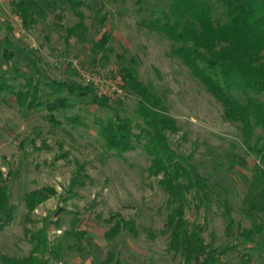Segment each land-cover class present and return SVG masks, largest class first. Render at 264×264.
<instances>
[{"label":"rangeland","instance_id":"1","mask_svg":"<svg viewBox=\"0 0 264 264\" xmlns=\"http://www.w3.org/2000/svg\"><path fill=\"white\" fill-rule=\"evenodd\" d=\"M84 2L86 6L79 12L84 14L88 41L97 42L105 32L111 34L107 62L101 61V56H92L90 44L67 37L66 30L79 22L75 13L51 15L26 30L14 13L12 0H0V42L22 56L4 68L15 75L17 66L28 77L37 70L45 75L44 81H73L91 86L97 94V80L122 77L116 57L125 54L133 58L140 80L155 91L177 124L178 132L169 135L171 145L198 167L213 183L214 193L219 194L218 204L212 205L206 218L203 212L190 210L187 219L206 224L203 240L219 250L222 263L264 264V215L263 231L256 244H245L226 233L225 199L233 207L236 224L242 228L252 226L242 213V201L255 167L261 165L245 143L240 123L227 118L224 106L179 60L169 55L170 42L142 22L143 18L150 19L146 0L141 4L137 0ZM114 103L129 117L137 109L135 98L127 90L125 96L109 105L115 106ZM81 108L69 115H80L86 127L73 128L63 117L59 118L61 125L56 126L47 122L43 113L23 119L12 97H0V171L8 178L12 202L17 206L15 222L0 232V255L29 253L22 195L51 186L57 194L35 210L34 226L28 227L40 228L46 220L51 241L64 230L86 232L80 243L85 248L83 252L77 250L78 244L52 264H178L167 252V238L159 234L166 216V197L149 174L150 159L139 149L123 159L105 151L94 121L105 118L108 112L93 104ZM257 137L264 142V131L256 130L249 142L251 146ZM81 166L84 168L80 180L84 185L70 190ZM112 214L135 222L139 235L132 238L122 233L107 242V226L102 220ZM55 222L61 231L55 230ZM110 255L114 261H110Z\"/></svg>","mask_w":264,"mask_h":264},{"label":"trees","instance_id":"2","mask_svg":"<svg viewBox=\"0 0 264 264\" xmlns=\"http://www.w3.org/2000/svg\"><path fill=\"white\" fill-rule=\"evenodd\" d=\"M137 3L141 4L142 0ZM11 4L26 30L51 15L64 11L75 13L79 22L66 30L67 37L90 44V53L95 59L101 56V61H108L111 34L105 32L97 42L88 41L84 14L79 12L86 6L84 0H12ZM146 4L150 19L143 18L142 22H147L150 30L170 42L169 55L179 60L224 106L227 118L240 123L245 143L259 158L261 165L255 167L242 201V213L252 226L237 225L233 207L227 199L223 201L227 235L245 244H256L263 231L264 142L261 137H257L252 146L249 142L256 130L264 131V0H146ZM103 21L104 18H100L102 24ZM21 58L0 42V97H12L23 119L43 113L46 121L56 126L61 125L59 118L63 117L73 128L86 127L80 115H69L82 110V105L93 104L107 111L105 118L94 121L98 140L105 151L123 159L127 153L139 149L150 159L149 174L157 180L166 197V216L159 234L168 240L167 252L178 264H224L219 250L203 240L206 224L187 219L190 210L196 214L203 212L206 218L212 205L218 204L219 194L214 193L213 183L198 167L171 145L169 135L178 132L177 124L155 91L140 80L135 60L125 54L116 57L125 90L137 103L135 113L129 117L116 103L111 106L108 99L100 98L91 86L73 81H44L45 75L37 70L31 71L28 77L17 66L13 75L9 68H4ZM83 168L81 166L72 179L70 190L84 185L80 180ZM56 194L55 188L43 186L22 195L27 211L25 233L31 249L25 256L0 255V264H52L62 258L61 254L72 252L80 245L85 231L64 230L51 241L46 220L40 228L28 227L34 226L35 210ZM16 215L17 206L12 202L8 178L0 171V232L15 222ZM102 222L107 226L104 233L107 242L122 233L132 238L139 235L138 225L119 214H112ZM54 226L61 231L57 222ZM77 250L83 252L85 248L80 245ZM110 261H114L113 255Z\"/></svg>","mask_w":264,"mask_h":264},{"label":"built area","instance_id":"3","mask_svg":"<svg viewBox=\"0 0 264 264\" xmlns=\"http://www.w3.org/2000/svg\"><path fill=\"white\" fill-rule=\"evenodd\" d=\"M99 82H102V84L100 85ZM96 84L100 87L97 92L100 98L113 101L126 95L125 84L121 76L103 81L97 80Z\"/></svg>","mask_w":264,"mask_h":264},{"label":"crops","instance_id":"4","mask_svg":"<svg viewBox=\"0 0 264 264\" xmlns=\"http://www.w3.org/2000/svg\"><path fill=\"white\" fill-rule=\"evenodd\" d=\"M25 217H26V215H25ZM7 229V228H6ZM1 232H3V231H1ZM30 251V250H29ZM25 256V255H24Z\"/></svg>","mask_w":264,"mask_h":264}]
</instances>
